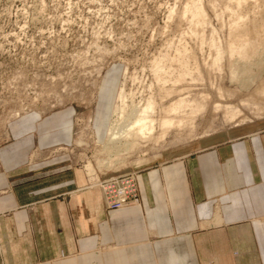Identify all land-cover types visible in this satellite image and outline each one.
I'll list each match as a JSON object with an SVG mask.
<instances>
[{"label":"rangeland","instance_id":"rangeland-1","mask_svg":"<svg viewBox=\"0 0 264 264\" xmlns=\"http://www.w3.org/2000/svg\"><path fill=\"white\" fill-rule=\"evenodd\" d=\"M191 3L0 0V149L11 141L10 125L22 117L70 114L72 146L54 148L49 155L68 152L90 186L99 178L138 175L196 150L202 139L264 126V111L254 115L241 104L257 84L244 90L234 82L232 73L241 66L229 52L238 47L236 24L256 27L249 33L264 36V0H247L241 7L236 0H198L202 18L188 8ZM125 76L128 109L151 100L158 119L162 109L171 106L172 111L184 99L185 113L171 112V132L164 140L117 154L113 161L126 158L125 164L106 171L99 167L108 158L101 150L121 104ZM166 90H171L170 98ZM229 103L243 115L215 109ZM260 104L264 107V100ZM193 111L190 121L186 114ZM161 133L157 128L156 136ZM95 188L103 195L101 187Z\"/></svg>","mask_w":264,"mask_h":264},{"label":"crops","instance_id":"crops-1","mask_svg":"<svg viewBox=\"0 0 264 264\" xmlns=\"http://www.w3.org/2000/svg\"><path fill=\"white\" fill-rule=\"evenodd\" d=\"M72 126L66 113L10 125L0 264H264V126L139 171L138 203L117 210L68 152L49 155L72 146Z\"/></svg>","mask_w":264,"mask_h":264},{"label":"bare ground","instance_id":"bare-ground-1","mask_svg":"<svg viewBox=\"0 0 264 264\" xmlns=\"http://www.w3.org/2000/svg\"><path fill=\"white\" fill-rule=\"evenodd\" d=\"M191 1L192 3L188 8L196 10L197 17L202 18L204 13L198 4V0ZM236 1L238 7H241L247 0ZM242 25L243 26H241V24L235 25V38L237 39L235 44L238 47H231V49L229 50L230 55L235 58L233 59L232 57H230L231 60L239 62L241 66V68H239L236 72L232 73V79L235 80L234 82H238L237 84H239L240 87H242L243 89L245 88L244 90L251 89L250 87L254 83L255 85L257 84V86H255L256 89L252 90L253 93L249 94L250 96H248L247 94L246 96H248L249 98L247 97V100H244L241 104H243V106L244 104H246L245 106L251 107L254 111L253 114L259 115L264 111L263 105L260 104V102L264 100V36H258L257 32L249 33L252 28L256 27L251 26L252 28H248L247 24ZM113 52L108 51L109 54ZM239 56H241V58H239ZM126 85L127 81L125 76L121 84V91L119 94V102L121 104L116 108L115 119L112 122V126L108 134L107 143L103 145V148L101 150L103 155L107 156L108 158L100 160V169H102L101 167H104V169L109 168L111 170V168L113 167L117 168V166H123V164H125L123 162L126 161V158L119 159L117 160V162H114L115 160L113 161L112 158L116 157L119 153L121 154V152H123L124 154L130 151L135 146H139L140 143H148L151 141H156V143H158L159 141L164 140L171 132V122L174 120H171V112L174 113L175 116H180L182 110L184 109L185 113L186 101L184 99L180 100V102H182L181 105L173 106L172 111L171 106L162 109V112L158 116V119H156L155 117V107L151 100L148 101L147 105H145L144 107H139V105H132L130 109H128L129 106L128 95L126 94ZM248 93L250 92L248 91ZM219 95L223 97V93L221 90H219ZM246 96L242 98L245 99ZM170 97L171 90H166V98ZM238 106L240 105L238 104ZM215 107L216 110L223 109L228 114H237L238 117L243 115L236 106L232 104L230 105V103L228 105L220 104ZM195 115V112L194 114L191 112L190 114L187 113L186 117L190 118L189 120L192 121L194 120ZM227 119L229 121V117ZM244 119H246V117ZM157 128H159V132L162 131V133L158 136H156ZM92 175L93 172L91 176ZM98 184H100V178L96 184L92 185L93 187H96L98 186Z\"/></svg>","mask_w":264,"mask_h":264},{"label":"built area","instance_id":"built-area-1","mask_svg":"<svg viewBox=\"0 0 264 264\" xmlns=\"http://www.w3.org/2000/svg\"><path fill=\"white\" fill-rule=\"evenodd\" d=\"M89 187L93 185L90 183ZM97 187L102 188L108 209L117 210L137 204L139 187L136 173L108 177L103 181L100 180Z\"/></svg>","mask_w":264,"mask_h":264}]
</instances>
